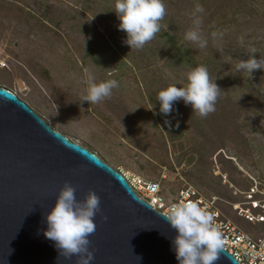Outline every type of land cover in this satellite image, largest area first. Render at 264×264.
Instances as JSON below:
<instances>
[{"label": "rangeland", "instance_id": "1", "mask_svg": "<svg viewBox=\"0 0 264 264\" xmlns=\"http://www.w3.org/2000/svg\"><path fill=\"white\" fill-rule=\"evenodd\" d=\"M163 2L161 30L130 49L116 0H0V86L113 169L160 184L167 203L185 185L233 200L229 184L264 185V70L250 77L235 68L252 48L264 59V0ZM197 4L205 48L184 38ZM199 66L220 89L215 111L201 117L180 100L160 114L158 92L185 86ZM85 69L118 86L96 104L81 101ZM230 215L245 231L256 228Z\"/></svg>", "mask_w": 264, "mask_h": 264}, {"label": "water", "instance_id": "2", "mask_svg": "<svg viewBox=\"0 0 264 264\" xmlns=\"http://www.w3.org/2000/svg\"><path fill=\"white\" fill-rule=\"evenodd\" d=\"M82 201L100 199L90 264H177L164 215L132 191L124 176L46 124L0 86V264H75L43 236L45 215L65 184ZM216 264H238L221 251Z\"/></svg>", "mask_w": 264, "mask_h": 264}, {"label": "clouds", "instance_id": "3", "mask_svg": "<svg viewBox=\"0 0 264 264\" xmlns=\"http://www.w3.org/2000/svg\"><path fill=\"white\" fill-rule=\"evenodd\" d=\"M114 12L120 21L118 30L126 34L123 43L130 49H141L161 30L160 21L166 15V8L163 0H116ZM203 12V7L197 4L192 14L193 27L184 37L200 48L208 44L200 28L202 20L198 14ZM211 36L217 39L222 33L213 32ZM255 53L254 48L250 49L248 59L236 64V70L250 77L256 70H264V59L255 58ZM186 79L187 83L183 87L173 84L158 92L156 100L159 101L160 114L168 116L173 111V105L180 100L190 105L193 113L201 117L215 111L220 89L210 79L207 69L204 66L196 67L187 73ZM83 83L87 88L81 101L89 104L109 97L112 89L118 86L114 79L96 83L87 69L84 71ZM165 123L168 121L165 120ZM157 185L158 193H161L160 184ZM99 210L100 199L94 192L89 191L80 201L76 199L75 189L66 183L45 215L43 236L53 242L58 255L65 260L76 256L75 264H90L93 253L89 250L88 237L95 231L94 217ZM164 217L176 233L171 239V247L177 264H216L225 241L206 206L195 200L177 202L169 206Z\"/></svg>", "mask_w": 264, "mask_h": 264}, {"label": "built area", "instance_id": "4", "mask_svg": "<svg viewBox=\"0 0 264 264\" xmlns=\"http://www.w3.org/2000/svg\"><path fill=\"white\" fill-rule=\"evenodd\" d=\"M122 175L140 200L164 216L169 206L177 202L195 200L206 206L223 233V251L231 255L238 264H264V185L259 180L249 178V186L244 191L229 184L233 200L205 196L192 186L185 185L182 190L173 193V199L167 203L158 193L157 183L123 173ZM222 180L223 183L226 182L223 176ZM230 213L236 219L256 228L252 232L245 231L236 224Z\"/></svg>", "mask_w": 264, "mask_h": 264}, {"label": "bare ground", "instance_id": "5", "mask_svg": "<svg viewBox=\"0 0 264 264\" xmlns=\"http://www.w3.org/2000/svg\"><path fill=\"white\" fill-rule=\"evenodd\" d=\"M2 63V62H1ZM3 64V63H2Z\"/></svg>", "mask_w": 264, "mask_h": 264}]
</instances>
